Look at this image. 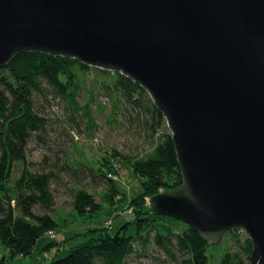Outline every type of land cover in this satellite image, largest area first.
I'll list each match as a JSON object with an SVG mask.
<instances>
[{
    "label": "water",
    "instance_id": "1",
    "mask_svg": "<svg viewBox=\"0 0 264 264\" xmlns=\"http://www.w3.org/2000/svg\"><path fill=\"white\" fill-rule=\"evenodd\" d=\"M24 53L120 74L170 131L182 184L149 210L264 264V0H0V70Z\"/></svg>",
    "mask_w": 264,
    "mask_h": 264
},
{
    "label": "trees",
    "instance_id": "2",
    "mask_svg": "<svg viewBox=\"0 0 264 264\" xmlns=\"http://www.w3.org/2000/svg\"><path fill=\"white\" fill-rule=\"evenodd\" d=\"M90 72L102 78V89L113 100V114L122 110L128 113L131 125L138 128L140 138L152 151L145 158H123L143 189L129 202L133 219L113 233L107 228L88 230L82 234L86 242L48 264H128L131 255L147 250L150 245L179 264H211L206 240L188 225L149 210L147 200L178 188L182 175L166 120L147 92L120 74L87 67L73 59L34 53L19 54L0 70V264H12L19 256L31 255L41 237L57 228L51 215L37 214L36 209L52 210L54 206L53 184L59 178L55 171L58 163H48L45 169L36 172L27 162L29 144L40 139L49 127L36 101L49 97L61 99L69 110L87 120L90 130L95 129L92 103L82 106L80 101L86 86L83 77ZM118 156L115 153L112 158ZM17 164H22L23 169L15 178ZM67 166L61 168L78 171L82 164ZM103 167L108 175L116 173L109 159H105ZM98 172L97 176L106 178L111 185L104 199L114 206L119 195L116 184L102 170ZM72 198L73 210L81 217L97 216L102 211L112 213L84 188H73ZM235 236L241 244L242 236L238 232ZM55 246L49 244L44 250L51 251ZM242 248L244 258L238 260V255L228 252L221 264H254L249 237Z\"/></svg>",
    "mask_w": 264,
    "mask_h": 264
},
{
    "label": "rangeland",
    "instance_id": "3",
    "mask_svg": "<svg viewBox=\"0 0 264 264\" xmlns=\"http://www.w3.org/2000/svg\"><path fill=\"white\" fill-rule=\"evenodd\" d=\"M83 80L86 86L80 101L82 106L89 101L92 103L95 129L90 130L87 120L83 119L80 113L69 110L68 104L61 99L49 97L36 101L37 108L43 110L42 114L47 118L49 127L40 139H34L29 144L27 162L30 169L36 172L48 163H58L55 171L58 172L59 178L53 184L54 206L52 210L36 209L37 214L51 215L57 223V228L41 237L31 255L19 256L12 264H48L65 256L70 248L86 242L82 234L88 230L107 228L113 233L133 219V208L129 207V202L140 195L143 189L132 167L126 164L123 158H145L152 149L140 138L138 128L131 125L128 113L122 110L116 115L113 114V100L102 89V78L90 72ZM115 153L119 154L116 159L112 158ZM105 159L111 161L116 172V177L111 178L119 191L114 206L104 199L111 187L109 181L97 176L99 170L108 175L103 167ZM69 164L73 167H77V164L82 166L78 171L61 168ZM22 169V164L16 165L15 178L20 175ZM73 188L86 189L94 195L98 203L105 209H110L112 213L108 215L102 211L97 216L77 215L73 210ZM147 201L149 205L150 199ZM107 223L111 226L107 227ZM235 233L236 231L227 232L220 244L208 247L207 254L211 264H221L228 252L238 255V260L244 258L242 246L249 236L246 233L239 234L242 239H239L241 244H238ZM73 235L81 236L73 238ZM49 244L56 245V248L45 251ZM127 263L179 264V261L168 260L164 253L150 245L147 250H140L131 255Z\"/></svg>",
    "mask_w": 264,
    "mask_h": 264
},
{
    "label": "built area",
    "instance_id": "4",
    "mask_svg": "<svg viewBox=\"0 0 264 264\" xmlns=\"http://www.w3.org/2000/svg\"><path fill=\"white\" fill-rule=\"evenodd\" d=\"M114 177H116V175H114V173H110V174L108 175V178H110V179H111V178L113 179ZM106 225H107V227L111 226L110 223H107ZM238 233H239V234H243L244 232H242V231H238Z\"/></svg>",
    "mask_w": 264,
    "mask_h": 264
}]
</instances>
